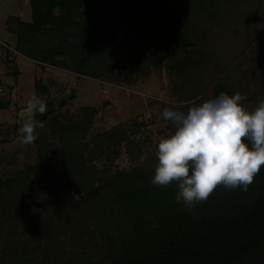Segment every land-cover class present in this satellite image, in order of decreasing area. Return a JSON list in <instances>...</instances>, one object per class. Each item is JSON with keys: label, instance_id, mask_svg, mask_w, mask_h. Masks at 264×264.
I'll use <instances>...</instances> for the list:
<instances>
[{"label": "trees", "instance_id": "trees-1", "mask_svg": "<svg viewBox=\"0 0 264 264\" xmlns=\"http://www.w3.org/2000/svg\"><path fill=\"white\" fill-rule=\"evenodd\" d=\"M223 2L29 0L32 20L11 16L8 21L15 43L9 34L0 38L18 52L9 65L17 64L18 56H25L41 66L50 65L107 81L114 78L113 81L122 83L123 77L120 74L116 77L114 69L118 64L136 65L140 68L138 74L144 76L147 55L159 67L163 61L158 52L174 54L173 45L181 50L180 54L194 52L189 50L196 47L190 27L206 25L207 20V26L214 25L213 15L224 4L234 17L238 10L236 3L240 6L241 0ZM187 18L193 24L188 25ZM202 47H196L198 52L208 54ZM192 63H182L181 67L173 59L174 68H182V85L191 74L198 77L206 61L195 62L192 58ZM13 73L19 75V69L15 68ZM226 76L227 73L221 78ZM0 82L7 91L1 76ZM200 82L197 86L209 85L204 80ZM222 82L213 87L216 96L221 92L229 94L224 87L226 80ZM36 89L46 91L47 87L36 80ZM75 97L70 95L71 99ZM46 105V112L37 114L35 119L44 125L50 123L57 142L43 140L42 128L36 129L35 142L42 144L40 161L0 179V230L6 223L25 216L28 230L45 233L52 218H43L40 213L44 194L54 193L56 201V195L61 192L68 206L63 216L68 217L75 233L88 229L92 207L100 209V214L109 210L114 213L96 224L98 231H105L107 242L100 244L91 237L83 244L84 250L95 254L91 257L85 254L83 264H264V166L247 191L242 188L228 191L218 186L206 202L188 208L176 202L175 183L166 187L150 183L154 172L147 163L115 173L108 172L111 167L104 172L96 171L95 159L104 155L111 159L115 147H121L130 138L126 125L98 134L87 142L83 138L96 114L94 108L83 107L82 119H62L55 115L49 103ZM11 107L10 100H0V109ZM132 124L141 126L136 120ZM72 188L79 193L78 199L68 194ZM89 230L95 236V228ZM109 231L115 235L109 237Z\"/></svg>", "mask_w": 264, "mask_h": 264}, {"label": "rangeland", "instance_id": "rangeland-1", "mask_svg": "<svg viewBox=\"0 0 264 264\" xmlns=\"http://www.w3.org/2000/svg\"><path fill=\"white\" fill-rule=\"evenodd\" d=\"M223 1L225 2L222 4L226 3V0ZM224 5L213 15L214 25L207 26V20L206 25H202L203 29L200 28L202 26L190 27L191 39L196 47L203 46L201 50L208 54L199 53L195 47L189 48L194 52L181 55V50L173 45L175 55L165 51L158 52L163 61L159 67L153 65L149 55L146 56L144 67L147 68V74L144 76L138 74L140 68L136 65L128 67L118 64L114 69L116 77L119 74L123 77L122 83L113 81L114 78L107 81L105 78L83 77L50 65L41 66L25 56H18L17 64L8 63L6 69V65L3 66L0 76L4 78L8 91L7 100L11 101L12 107L0 109V179H6L41 159V143L34 141L30 145H23L17 139L18 129L23 123L22 110L27 98L34 92L49 103L50 108L55 109V115L62 119H82L83 107L94 108L96 114L84 141L90 142L98 134L118 126H127L130 138L121 147H115L117 154L113 151L111 159L104 155L103 158L94 160L97 172H104L103 170L111 167L109 173L145 163L154 172L157 142L175 131L171 122L162 118L161 114L166 106L187 112L194 103L199 104L217 97L213 87L226 80L224 87L228 89L229 95L237 92L243 94L247 97L243 101L245 107L250 110L254 108L260 99H264V0H241L240 6L236 3L238 10L234 17ZM224 14L227 16H223ZM11 16L31 21L29 0H0V36L9 34L14 44V35L8 29ZM189 21L192 19L187 18L188 25L193 24ZM172 57L181 63V67L182 63L193 64L192 58L195 62L204 60L206 63L198 77L193 73L182 85V68H174ZM15 68L19 69V75L13 73ZM226 73L227 76L221 78ZM36 80H41L47 90L36 89ZM134 80L133 84L128 83ZM201 80L209 85L197 86ZM72 94L76 96L73 99L70 98ZM64 101V106H61L60 103ZM134 120L141 126L132 124ZM51 128L50 123L44 125L41 129L42 139L57 142ZM68 194L75 199L79 198V193L74 188ZM44 197L40 213L43 218H52L50 228L45 233H33L26 228L25 216L17 218L14 223H6L0 230V264H83L85 254L90 257L95 255L94 252L84 250L83 244H87L91 237L100 244L107 242L105 231H98L96 224L106 217L109 219L114 216L110 210L107 214H100V209L92 207L94 211L89 212L91 221L88 229L77 234L71 230L73 225L68 217L63 216L64 209L68 206L62 193L56 195V201L53 200L54 193L44 194ZM89 228H95V236H91ZM109 234L111 237L115 232Z\"/></svg>", "mask_w": 264, "mask_h": 264}, {"label": "clouds", "instance_id": "clouds-1", "mask_svg": "<svg viewBox=\"0 0 264 264\" xmlns=\"http://www.w3.org/2000/svg\"><path fill=\"white\" fill-rule=\"evenodd\" d=\"M246 96L221 92L217 97L194 103L187 112L166 106L162 118L174 133L161 138L155 148L156 164L150 183L157 187L177 185L175 200L188 208L206 202L218 186L244 191L264 166V99L251 110ZM47 105L32 93L22 110L18 142L30 145L36 129L44 123L35 119Z\"/></svg>", "mask_w": 264, "mask_h": 264}, {"label": "built area", "instance_id": "built-area-1", "mask_svg": "<svg viewBox=\"0 0 264 264\" xmlns=\"http://www.w3.org/2000/svg\"><path fill=\"white\" fill-rule=\"evenodd\" d=\"M18 54L17 50L9 46L6 41L0 38V71L9 61H13ZM8 92L0 82V100L7 99Z\"/></svg>", "mask_w": 264, "mask_h": 264}]
</instances>
